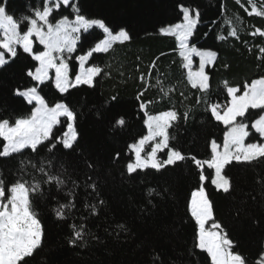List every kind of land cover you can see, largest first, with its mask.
I'll return each instance as SVG.
<instances>
[{"label":"trees","instance_id":"trees-1","mask_svg":"<svg viewBox=\"0 0 264 264\" xmlns=\"http://www.w3.org/2000/svg\"><path fill=\"white\" fill-rule=\"evenodd\" d=\"M70 3L77 5L80 15L102 20L113 32L123 28L130 38L88 58L87 66L102 70L91 86L80 84L66 93L57 91L50 82L39 88L49 106L63 102L74 111L78 138L72 149H65L55 139L66 131V118L61 117V123L53 129L52 144L56 147L51 152L42 147L38 152L28 149L22 154L0 157V179L5 184L23 176L30 184L39 182L41 186L32 199L43 242L28 264H211L207 253L194 247L196 226L187 210L192 191L201 185L202 170L213 221L222 226L233 241L234 250L247 258V264H257L264 249V160L226 164L222 175L229 179L230 190L224 192L212 184V169L205 165L197 168L192 157L210 159V143L221 142L226 130L205 110L204 100L223 106L227 103V87L242 91L246 82L264 76V53L260 51L264 48V35L256 31L264 32V16L249 14V0ZM253 3L264 11V0ZM0 4L20 20L31 16V9L42 7V0H0ZM181 5L189 8L192 15L199 14L189 44L216 53L215 60L205 65L210 85L207 93L188 82L175 37L160 32L181 21ZM74 15L70 6L61 5L50 19L55 22ZM26 28V23L21 25L22 31ZM233 30L236 36L229 35ZM103 37L97 27L80 33L75 50L67 57L70 78L78 70L76 57L87 53ZM33 44L34 52L43 50L36 41ZM36 66L37 62L21 48L16 57L0 66V120L14 123L30 114L32 105L16 91L36 85L28 76ZM161 87L169 91L168 96L163 95ZM140 93L143 95L137 99ZM141 103L146 105L144 110ZM168 110L178 114L169 129V147L181 151L185 159L159 170L146 167L128 173L127 164L133 159L129 145L147 133L145 111L153 115ZM256 111L252 119L259 114ZM120 117L125 121L123 125L116 124ZM254 135L257 137L253 132L247 141ZM158 157L166 160L167 149L160 151ZM42 159L45 171L64 181L59 188L55 182H44L47 176L38 170ZM69 202L74 207L65 208L64 217L58 218L56 210ZM73 226L83 232V237L70 244L69 240L74 239Z\"/></svg>","mask_w":264,"mask_h":264},{"label":"snow or ice","instance_id":"snow-or-ice-1","mask_svg":"<svg viewBox=\"0 0 264 264\" xmlns=\"http://www.w3.org/2000/svg\"><path fill=\"white\" fill-rule=\"evenodd\" d=\"M249 13L264 16V11L259 10L253 3ZM61 5L70 6L75 13L74 19L63 16L52 23L50 17L55 9ZM183 13V21L161 28V33L174 36L177 41L179 55L185 63L184 68L188 69V82L193 88H198L201 93L209 91V76L205 72V65L211 64L216 53L207 50H199L189 47L188 38L198 23L199 14L192 15L189 8L180 6ZM31 16H22L20 20L9 15L6 6L0 4V66L8 62V58L16 57L18 48H22L25 53L32 55L33 60L38 62L35 71H29L28 76L36 81L33 87L23 90L17 89L16 95L23 97L29 104L35 102L31 114L27 117L17 118L14 123L9 120H0V157H11L15 154H22L30 149L38 152L42 147H48L51 152L56 145L52 144L54 137V126L61 123V117H66L67 131L62 136L55 137L56 141L63 145L65 149H72L77 141L78 133L74 128L75 113L65 103L57 102L52 106L40 94L39 88L50 82L60 93H66L70 88L80 84L92 85L93 78L101 73L98 66L86 67L85 61L96 52H107L117 41L128 40L129 33L123 28L113 33L102 20H89L79 14L76 4L70 0H42V7L31 9ZM26 23V30H21V25ZM93 26L103 30L104 38L99 41L84 55L76 57L80 61V71L76 73L75 81L69 78V64L64 57V53H72L76 47L81 29L88 31ZM264 35L260 29L256 30ZM255 34V33H254ZM236 36L235 30L229 33ZM33 38L43 45L44 50L34 52ZM223 39V37H219ZM260 51L264 53V48ZM196 54L200 57V66L197 71L191 69V56ZM154 67V64H153ZM50 70L54 71V79L50 78ZM141 79H144L143 75ZM157 84L160 81L157 80ZM227 86V82H225ZM164 96L169 95V91L161 87ZM143 93L138 95L137 99ZM113 100L116 97H112ZM201 102L197 98V103ZM205 110L211 113L216 121L223 123L227 130L223 133L222 150L217 142H211V158L201 161L192 157L197 168L203 169L206 164L209 169L215 170L212 177V184L224 192L230 190L229 179L222 175V170L226 164L232 161L238 163H252L264 160V142H246V138L251 133L258 134L264 139V76L252 79L250 83H245L241 91L237 87H227V103L221 106L219 103H209L204 100ZM141 110L146 108L145 103L140 104ZM250 110H259L255 119L249 122ZM185 119L188 112H185ZM178 119V114L174 110L159 112L155 115L144 113L143 123L147 128V134L140 137L135 143L130 144L129 148L135 153V162L127 164L128 173H133L137 169L151 167L159 170L166 165H173L178 161H183L185 156L178 149L169 147V129L174 121ZM123 117L116 120V124L123 125ZM45 142H48L47 145ZM151 144V151L146 157L141 156L145 146ZM167 149V159L160 161L157 153ZM50 166V163H49ZM21 171L25 165L21 162ZM32 167H36L35 164ZM91 167V165H89ZM43 175L47 176L45 183L55 182L59 188L64 181L59 176H53L46 172L43 166L38 169ZM201 187L193 190L191 198L187 203V210L195 221V244L196 249L207 253L211 264H247V258L234 250V244L224 232L218 222L213 221V208L208 196L205 193L203 182L205 175L203 170L200 173ZM75 183V182H74ZM95 190V184L90 185ZM40 183H29L21 176L15 182L5 184L0 179V264H28L30 258L42 246L43 230L37 213L33 208V194L40 191ZM71 195V193H68ZM101 203H103L101 201ZM74 207L71 202L67 205H60L56 210L58 218L64 217V209ZM85 207H89L85 205ZM92 211L95 212L93 206ZM213 221L211 229L206 228V224ZM83 225L80 226L83 229ZM121 230H126L123 225L117 226ZM74 239H70V244H75L82 239L83 232L75 230L73 226ZM257 264H264V249L261 251V258Z\"/></svg>","mask_w":264,"mask_h":264},{"label":"rangeland","instance_id":"rangeland-1","mask_svg":"<svg viewBox=\"0 0 264 264\" xmlns=\"http://www.w3.org/2000/svg\"><path fill=\"white\" fill-rule=\"evenodd\" d=\"M71 1V0H70ZM74 17H75V15L73 16V17H69V19H74ZM96 20V19H95ZM183 21V13H182V19H181V21H179V22H177V23H181ZM52 23H55V22H52ZM176 24V23H175ZM93 27H97V26H93ZM167 27V26H166ZM166 27H163V28H166ZM98 28V27H97ZM100 29V28H99ZM100 30H102V29H100ZM84 30L83 29H81V31L79 32V36H80V33L81 32H83ZM102 32H103V30H102ZM118 32V31H117ZM161 32V31H160ZM113 33H115V32H113ZM164 34V33H163ZM104 38V37H103ZM190 38V37H189ZM189 38H188V44H189ZM34 41H36L38 44H39V41H37V40H35V38H33V43H34ZM77 41H78V39H77ZM77 41H76V43H77ZM101 41V40H100ZM34 45V44H33ZM42 46V49L44 50V48H43V45H41ZM189 47H195L194 45H191V44H189ZM195 48H197V47H195ZM22 49V48H21ZM197 49H199V48H197ZM23 50V49H22ZM42 50V51H43ZM199 50H202V49H199ZM207 51H209V50H207ZM178 52H179V50H178ZM29 54V53H28ZM29 55H31V54H29ZM68 55H69V53H67V52H65L64 53V57H65V59L67 60V57H68ZM32 56V55H31ZM81 56V55H80ZM184 61V60H183ZM37 62V61H36ZM86 62H87V60L84 62L85 63V66L86 67H91V66H87L86 65ZM184 63H185V61H184ZM37 65H38V62H37ZM199 66H200V57L198 56V55H196V54H192V56H191V69H192V71H197L198 69H199ZM186 69V73H187V76H188V69L187 68H185ZM205 70V69H204ZM35 71V70H34ZM33 71V72H34ZM80 71V61H78V70H77V72H79ZM50 78H52V79H54V71H51L50 70ZM76 76V75H75ZM75 76L74 77H72V78H70L72 81H75ZM85 85H87V84H85ZM52 86L54 87V85L52 84ZM55 88V87H54ZM57 90V89H56ZM58 91V90H57ZM32 105V108L35 106V102H33V104H31ZM51 106V105H50ZM251 112L248 114L249 115V122H250V120L254 117V115H256V113H257V111L256 110H250ZM30 114H31V112H30ZM30 114H28L27 116H29ZM153 115H155V114H153ZM258 116V115H257ZM66 118V117H65ZM256 118V117H255ZM254 118V119H255ZM215 119V118H214ZM66 120H67V118H66ZM221 123V122H220ZM223 126H225L223 123H221ZM56 126V125H55ZM54 126V127H55ZM225 128H226V126H225ZM66 131H67V126H66V129H65ZM226 130H227V128H226ZM225 130V131H226ZM147 134V133H146ZM264 142V139H261L259 136H258V134H257V137L254 135V136H252V140L251 141H247V138H246V142H248V143H251V142ZM151 144H152V142H149L146 146H147V148L141 153V156H142V158L143 157H146L147 156V153L148 152H150L151 151ZM217 144H218V146L220 147V150H222V146H223V137H222V140H221V142H217ZM145 146V147H146ZM210 151H211V143H210ZM132 153H133V159H132V161L131 162H135V153L132 151ZM159 153V152H158ZM158 153H157V159L158 160H160L159 159V157H158ZM211 158V157H210ZM160 161H162V160H160ZM205 166H207L206 164H205ZM200 169V168H199ZM212 173H213V176L215 175V170L214 169H212ZM215 186V185H214ZM199 187H201V185L199 186ZM216 187V186H215ZM196 190V189H195ZM222 190V189H221ZM211 226H212V223H211V221H209L207 224H206V228H209V229H211ZM260 260V257L257 259V262Z\"/></svg>","mask_w":264,"mask_h":264}]
</instances>
